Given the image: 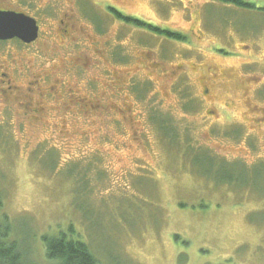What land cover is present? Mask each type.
Returning a JSON list of instances; mask_svg holds the SVG:
<instances>
[{"label":"rangeland","instance_id":"obj_1","mask_svg":"<svg viewBox=\"0 0 264 264\" xmlns=\"http://www.w3.org/2000/svg\"><path fill=\"white\" fill-rule=\"evenodd\" d=\"M108 7L186 41L126 25ZM0 9L40 29L30 46L0 43V195L30 261L49 264L41 237L72 225L102 264H264L263 176L252 183L184 148L189 138L231 162L264 160L263 12L210 0H0ZM163 114L188 135L178 147ZM230 129L239 139L224 137Z\"/></svg>","mask_w":264,"mask_h":264},{"label":"trees","instance_id":"obj_2","mask_svg":"<svg viewBox=\"0 0 264 264\" xmlns=\"http://www.w3.org/2000/svg\"><path fill=\"white\" fill-rule=\"evenodd\" d=\"M210 1L212 3H217L222 6L231 7L233 9H236V11L240 13L246 12L247 16H250L252 18L255 15H249L251 14L249 12H254V13L263 12L262 14L264 15V7L258 8L257 4L254 2H250L246 0H210ZM84 7L85 5H83V13H84ZM107 11H108V15L109 14L112 15V16L109 15L111 16V18H114L117 21H120L126 25H131L137 29L146 30L150 33L159 35L160 37L168 38L175 42H185L186 41L185 35L179 32H174V31H170L167 29H163V28H159V27L147 24V22H145L141 18L124 15L119 10L113 7H108ZM225 19L230 20V21H239L237 19H231V18L230 19L225 18ZM92 24L96 27V29L98 30V32H100V34L101 33L103 34L102 28H103V25L105 24L104 21L103 23H101V21L97 23L92 22ZM218 24L221 25V23H218ZM224 25H227V24H224ZM239 31L240 32L238 33H243V31L241 30ZM115 51H117V49ZM115 51H113L111 57H113V59L115 58L116 61L119 60L118 59L119 57L125 56L121 51H117V52ZM145 87L146 88L143 89L142 91L149 89L147 85ZM176 90H179V89L177 88ZM135 95H137V97L139 96L138 91L137 93H135ZM146 95L147 94H145V96L143 97L139 96L141 97L142 102L146 101ZM191 101H193L194 103L187 104L188 111L191 108L193 109V106L198 104L197 100L195 101L191 100ZM163 115L165 116V118H161L157 121L160 124H162V129L166 128L167 130L171 129L174 131L175 133L174 147H178L179 146V144L177 143L178 138L180 141V139L187 138L188 135L186 133L184 134L185 136L183 138H180L179 127L178 125H176V123H174L175 118L174 117L171 118V116H166V114H163ZM148 121L152 123V125L154 124L158 125L156 121H154L151 117L148 118ZM235 131L231 129L229 131L225 130L223 135L224 137L239 136L237 135V132L236 134H234ZM214 134H216V132H214ZM186 143L187 145H185ZM185 144H184V148L189 154H192L191 157H195L196 155H198L199 152H201V154L206 155L210 160H212L215 167L219 170L226 169V167L230 168L236 173V175L240 176L242 179L246 178L247 181H250L252 183H253L254 177H260V175H262L264 178V160L253 162L252 164H248L243 161L231 162V161H228L227 159L221 158V156L219 155L215 154L216 156H214L213 152L203 149V147L205 146H202L200 150L197 149L196 151H194L191 148H196V147H194L193 144L190 143L189 138H187ZM75 170L77 171V168H75ZM75 178H76V174H75ZM75 178H74V182L77 187L75 191L77 193H81L84 190H86V188H83L85 185L84 182L80 181L79 183L78 181H75ZM230 182L231 181H225V182L222 181L221 183L219 182L220 184L218 183V186L221 187ZM257 187L259 188L260 192H264V179L260 182V184ZM2 200H3L2 196L0 195V223L3 222V226H4V229H0V264H34L32 261H30L31 259H29V255L31 251L26 253V251L23 250V248L21 247L20 243L16 242L15 240H12V237L10 236L11 235L10 234L11 224L9 221V217L5 215L6 213L3 212ZM80 202L81 201H79V203ZM74 237H75V231L72 225L69 227L67 232L60 231L58 234L43 235L41 237V243L45 251L46 261H48L49 264H102L97 259V257L94 255L93 251L87 244L83 243L82 241Z\"/></svg>","mask_w":264,"mask_h":264},{"label":"water","instance_id":"obj_3","mask_svg":"<svg viewBox=\"0 0 264 264\" xmlns=\"http://www.w3.org/2000/svg\"><path fill=\"white\" fill-rule=\"evenodd\" d=\"M39 38L37 21L23 13L0 11V41L19 40L25 45L35 43Z\"/></svg>","mask_w":264,"mask_h":264},{"label":"flooded vegetation","instance_id":"obj_4","mask_svg":"<svg viewBox=\"0 0 264 264\" xmlns=\"http://www.w3.org/2000/svg\"><path fill=\"white\" fill-rule=\"evenodd\" d=\"M0 11H4V12H6V11H10V10H8V9H0ZM10 12H16V13H23V12H17V11H10ZM26 14V13H25ZM26 15H29V14H26ZM62 24L64 25L65 24V22H62ZM66 25V24H65ZM73 28V27H71V26H68V28ZM63 32L66 34L67 32H68V30L66 29L65 31L63 30ZM6 42H10V41H6ZM6 42H1L0 41V43H6ZM34 44V43H33ZM32 45V44H31ZM27 46H30V45H27ZM32 91H33V89H31L30 90V92L29 93H32ZM28 99L29 100H31L30 99V97H28ZM31 102V101H30ZM202 102V101H201ZM227 138V137H226ZM231 140H236V138H237V136L236 137H229ZM238 139H239V136H238ZM238 161H243V162H245L244 160H241V159H239ZM232 162H236V161H232ZM250 164H252V163H250Z\"/></svg>","mask_w":264,"mask_h":264}]
</instances>
